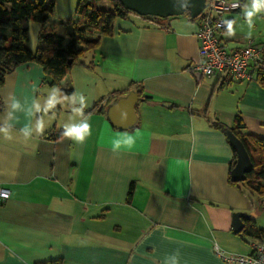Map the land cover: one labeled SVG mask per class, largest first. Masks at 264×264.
I'll list each match as a JSON object with an SVG mask.
<instances>
[{"label": "crops", "instance_id": "1", "mask_svg": "<svg viewBox=\"0 0 264 264\" xmlns=\"http://www.w3.org/2000/svg\"><path fill=\"white\" fill-rule=\"evenodd\" d=\"M47 1V26L69 30L79 0ZM226 1L241 4L224 16L226 45L250 40L264 50V3ZM191 19L116 18L84 56L88 66L67 72V96L47 85L36 63L6 75L0 187L10 196L0 205V264H173L172 257L175 264H233L214 246L252 254L258 240L234 232L232 216L264 231V196L231 182L234 149L216 125L232 129L238 117L243 135L264 140V83L193 72L200 22ZM261 59L250 72L264 74ZM128 88L139 93L137 123L119 131L106 117L114 99L106 102ZM96 103L102 113L84 114ZM84 122L90 130L82 142L65 135ZM129 136L131 147L123 144Z\"/></svg>", "mask_w": 264, "mask_h": 264}, {"label": "trees", "instance_id": "2", "mask_svg": "<svg viewBox=\"0 0 264 264\" xmlns=\"http://www.w3.org/2000/svg\"><path fill=\"white\" fill-rule=\"evenodd\" d=\"M100 1L102 0H79L75 10L76 21L67 23L70 25V29L65 32L64 36H59L54 28L47 26L52 14V2L47 0H0V88L4 84L6 75L13 69L27 63H36L42 66L45 74L49 77L47 85L58 87L61 96L70 95L72 90L61 86L69 69L76 64L88 66L83 61L84 56L97 49L101 37L111 34L113 21L116 18L124 19L133 14L118 0H107L111 7L110 10H98L96 4ZM184 15L189 17L188 13ZM201 18L202 16H199L191 20L199 21ZM29 23L40 25L34 52L26 47ZM255 80L264 83V74L260 70L256 71ZM130 89L113 94L106 104L112 99L127 94L131 91ZM98 107L99 104L96 103L84 114L95 111L102 113L103 108L96 110ZM2 110L3 104L0 100V112ZM235 121V126L229 130L243 143L252 163V170L246 175L243 184L252 193L263 197L264 140L243 135L240 132L243 129L241 119L237 117ZM216 127L223 132L228 130L218 124ZM47 136L51 135L47 134ZM233 154L236 158L234 150ZM233 167L234 165L231 166V170ZM238 234L264 242V231L255 228L252 220H247Z\"/></svg>", "mask_w": 264, "mask_h": 264}, {"label": "built area", "instance_id": "3", "mask_svg": "<svg viewBox=\"0 0 264 264\" xmlns=\"http://www.w3.org/2000/svg\"><path fill=\"white\" fill-rule=\"evenodd\" d=\"M240 8L239 2L226 0H207L199 16L198 57L192 71L203 77L227 74L234 82L255 79V73L250 72V62H262L263 48L248 40L241 48L230 49L224 39L228 21L224 16ZM198 16V17H199ZM6 194V195H5ZM7 189L0 187V205L9 199ZM252 254L249 256L227 255L217 246L215 254L224 262L233 264H264V242L258 241L251 245Z\"/></svg>", "mask_w": 264, "mask_h": 264}, {"label": "water", "instance_id": "4", "mask_svg": "<svg viewBox=\"0 0 264 264\" xmlns=\"http://www.w3.org/2000/svg\"><path fill=\"white\" fill-rule=\"evenodd\" d=\"M128 11L139 17L166 19L183 16L188 13L190 18L198 17L205 7L206 0H118ZM71 64V61H69ZM138 104V94L129 91L126 95L114 99L107 106L106 117L110 124L119 131H127L137 123L135 108ZM229 144L236 155L235 164L230 172L233 183L244 182L246 175L252 170V163L243 143L232 133L225 131ZM245 216L235 213L232 216L234 232L239 233L243 228L242 218Z\"/></svg>", "mask_w": 264, "mask_h": 264}, {"label": "clouds", "instance_id": "5", "mask_svg": "<svg viewBox=\"0 0 264 264\" xmlns=\"http://www.w3.org/2000/svg\"><path fill=\"white\" fill-rule=\"evenodd\" d=\"M261 3H264V0H253V7L258 8V6ZM249 15H251V13H249ZM16 106L17 105H14V107H16ZM37 110H39V109H37ZM89 130H90V125L87 122H84L79 126H74L72 129L67 130L65 132V135H74L78 141L82 142L84 140V133L89 132ZM6 131H7L6 129L0 128V132H6ZM22 131H23L24 136L26 138L29 137V133H28L27 129H24ZM37 131H42V127H38ZM134 142H135L134 139L131 136H129V137H127V139L125 141H123V144L131 147L134 144ZM121 144H122V142L120 140H118V139L114 140L113 141V150H118L121 147ZM171 259L173 260V264H175L176 257H172Z\"/></svg>", "mask_w": 264, "mask_h": 264}, {"label": "rangeland", "instance_id": "6", "mask_svg": "<svg viewBox=\"0 0 264 264\" xmlns=\"http://www.w3.org/2000/svg\"><path fill=\"white\" fill-rule=\"evenodd\" d=\"M207 1V0H206ZM241 6V4H240ZM96 9L98 10H110V4L107 0H102L96 4ZM153 18V17H151ZM31 27L28 30V41L26 42V47L29 49L31 52H34L36 49V30L40 28L39 24L36 23H30L29 24ZM56 33L59 36H64L65 34V29L62 27L57 28ZM87 58H84V60Z\"/></svg>", "mask_w": 264, "mask_h": 264}]
</instances>
